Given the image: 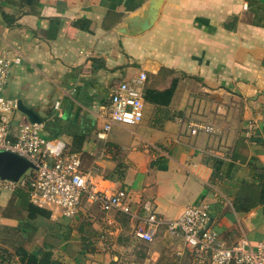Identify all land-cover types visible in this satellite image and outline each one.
Instances as JSON below:
<instances>
[{
	"label": "crops",
	"instance_id": "1",
	"mask_svg": "<svg viewBox=\"0 0 264 264\" xmlns=\"http://www.w3.org/2000/svg\"><path fill=\"white\" fill-rule=\"evenodd\" d=\"M153 1L0 0V54L22 60L5 95L96 170L100 187L126 190L132 209L103 212L85 198L73 219L48 208L31 217L25 192L5 193L9 264H24L23 251L61 264H197L164 227L153 243L135 231L151 213L173 220L199 204L227 245L264 240V0H164L141 31ZM142 72L144 120L100 139L115 85ZM24 121L16 113L15 127ZM208 123L221 131L191 134Z\"/></svg>",
	"mask_w": 264,
	"mask_h": 264
},
{
	"label": "built area",
	"instance_id": "2",
	"mask_svg": "<svg viewBox=\"0 0 264 264\" xmlns=\"http://www.w3.org/2000/svg\"><path fill=\"white\" fill-rule=\"evenodd\" d=\"M21 61V58L11 59L7 54H0V151L14 153L31 162L34 168L18 182L0 177V199L5 193L23 189L29 193L33 205L59 212L69 219L78 215L85 198L98 204L103 212L132 215L129 193L124 189L100 187L96 170L85 169L81 156L70 153L63 140L44 137L42 126L30 121L15 127L18 100L7 97L5 87L13 66ZM147 80V73L142 72L115 85L108 121L98 133L100 139H106L114 124L136 126L142 123ZM220 131L212 123L193 124L191 128L193 135H215ZM1 221L0 214V224ZM143 222L144 226L137 228L135 235L146 243H153L164 227L170 236L181 238L191 254L208 264H264V240L254 247L243 238L229 247L214 230L206 205L187 206L173 220H164L151 213Z\"/></svg>",
	"mask_w": 264,
	"mask_h": 264
},
{
	"label": "water",
	"instance_id": "3",
	"mask_svg": "<svg viewBox=\"0 0 264 264\" xmlns=\"http://www.w3.org/2000/svg\"><path fill=\"white\" fill-rule=\"evenodd\" d=\"M164 0H154L147 13L146 18L136 22L141 31L149 29L156 22L159 10ZM135 20H132L134 22ZM19 111L25 114L32 123L40 124L42 121L34 110L28 108L21 100L18 101ZM34 165L28 160L11 152L0 151V177L5 180L18 182L19 179Z\"/></svg>",
	"mask_w": 264,
	"mask_h": 264
},
{
	"label": "trees",
	"instance_id": "4",
	"mask_svg": "<svg viewBox=\"0 0 264 264\" xmlns=\"http://www.w3.org/2000/svg\"><path fill=\"white\" fill-rule=\"evenodd\" d=\"M3 15H4V18L8 21L9 16L5 13H3ZM17 191L20 193L25 192L29 196V193L23 189H19ZM32 212L33 213L30 214L31 217H36L38 215H45L46 216L48 214L46 209L40 208V207L35 206V205H33V207H32ZM228 246L232 247V245L231 246L228 245ZM191 255L197 264H208L207 262H204V261L198 259L194 254H191ZM51 258H52V255L50 252H46L42 258H39L37 255L28 254L27 252H24V251L22 253H20V260L24 264H48L47 261H49L50 264H61L59 262L52 261ZM11 259H12V255L9 252L0 251V264H9Z\"/></svg>",
	"mask_w": 264,
	"mask_h": 264
}]
</instances>
